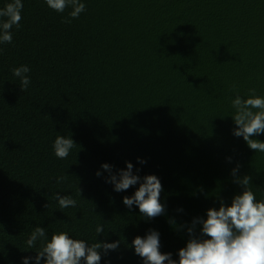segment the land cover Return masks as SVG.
<instances>
[{"label": "trees", "instance_id": "1", "mask_svg": "<svg viewBox=\"0 0 264 264\" xmlns=\"http://www.w3.org/2000/svg\"><path fill=\"white\" fill-rule=\"evenodd\" d=\"M81 2L68 24L70 8L22 0L12 42L0 44V264H35L41 242L26 241L36 227L46 239L66 231L89 244L120 241L100 250V264H143L131 242L154 229L178 261L193 219L230 205L243 190L237 178L250 176L264 200V153L233 135L231 116L237 94L264 97V0ZM20 65L31 69L25 91L11 71ZM58 135L77 145L65 159L54 154ZM126 161L141 179L159 178L164 215L146 219L123 204L138 185L116 192L106 182L101 165L118 173ZM56 194L77 206L60 209Z\"/></svg>", "mask_w": 264, "mask_h": 264}, {"label": "clouds", "instance_id": "2", "mask_svg": "<svg viewBox=\"0 0 264 264\" xmlns=\"http://www.w3.org/2000/svg\"><path fill=\"white\" fill-rule=\"evenodd\" d=\"M49 8L63 13L70 8L63 22L70 24L73 19L85 11L81 0H46ZM22 0H11L0 8V44L11 43L12 29L19 27L22 20ZM13 76L18 78L21 91H25L31 83L27 75L31 69L20 65L11 69ZM233 91H238L233 86ZM246 97L239 94L231 100L235 110L231 115L236 127L233 135L242 137L247 146L254 152L264 153V141L254 139L264 134V97L256 95V89L248 90ZM76 143L70 136L58 135L53 142L56 157L65 159L70 155ZM139 163H146L137 158ZM230 159V158H229ZM126 168L112 172V166L103 163L101 168L109 173L106 182L113 185L114 191H127L138 185L131 196L122 198L123 204L129 209L137 206L139 213L146 219H154L165 214V205L161 203L163 186L154 174L145 175L142 179L133 173V164L126 161ZM239 168L232 170L236 176ZM139 169H137V172ZM101 175L100 171L96 172ZM65 177H57L56 182H63ZM242 187L239 194L234 195L230 205L220 204L219 208H209L206 218L196 217L187 231L189 239L184 247L178 249V261L172 259L171 253L160 251V234L150 229L145 236H135L131 242L136 255L140 256L143 264H264V200H257L251 188V177L244 175L235 181ZM79 192V191H78ZM60 209L76 207L77 201L70 195H55ZM201 225L200 235L194 234L195 225ZM104 232L103 225H97L96 234ZM40 241L41 246L36 251L35 264H100L101 251L107 255L110 250L118 249L120 241L95 242L89 244L83 239H74L66 231L54 232L46 239L44 227H36L26 241L27 249L35 247ZM29 258H23V264H28Z\"/></svg>", "mask_w": 264, "mask_h": 264}]
</instances>
